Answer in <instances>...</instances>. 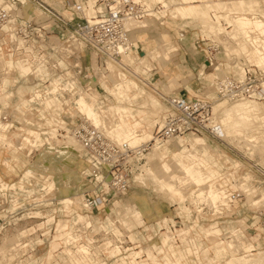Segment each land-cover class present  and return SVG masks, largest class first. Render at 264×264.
<instances>
[{
	"label": "rangeland",
	"instance_id": "374dc122",
	"mask_svg": "<svg viewBox=\"0 0 264 264\" xmlns=\"http://www.w3.org/2000/svg\"><path fill=\"white\" fill-rule=\"evenodd\" d=\"M64 1L48 0L62 14L67 15L69 14V9H67L68 6ZM77 1L83 4L85 14L80 13L79 18L74 16L73 23L82 22L87 19L86 17L94 14V9L100 10L104 6L103 1L94 2L90 6L88 0ZM241 1L238 3L231 2L228 6L230 9H239L248 4L249 6H257L256 8L264 13V0L249 1L248 3L244 0ZM12 2L16 8L17 21H31L32 31H35V27H43L55 22L50 16H46L40 4L35 3L33 0H13ZM210 8H215V5ZM161 14L164 15L160 19L162 22L149 20V27L147 28H138L141 24L143 25V22L130 19L125 21L134 22L130 28H135L131 35L133 42H136V45L139 46L138 50H142V52H146L151 56V52L157 47V42H159L158 46L160 44V47L156 50L158 51L156 56L151 59L152 65L148 72V69H145L146 65H148V60H141L140 64L142 65L137 67L129 66L126 70V75L134 79L138 85H141L143 93L157 103V113L163 117L165 116L167 106L161 94L162 92L164 94L169 93H165L159 87L162 91L161 94H158L155 84L160 86L158 81L163 76L162 72L167 69L169 64L176 62L178 66L177 72L180 73V76L185 74L191 76V84L182 93L188 98L198 96L211 99L214 119L221 118L219 109L224 110L227 107L239 108L241 107L240 103L243 101H248L252 105L258 106V111L256 110L257 112L254 113L264 117L263 100L243 99L230 101L217 98L214 91L215 78L231 72V64L225 60L229 59L232 61V57L235 55L247 54L244 52L245 50H241L240 43L248 46L249 52L254 54L257 62L259 60L262 62V59L258 57L259 55L257 56L256 52L251 48L245 32L229 21L230 28H225L226 25H224L221 28L222 35H218L214 31L210 32L213 34L212 40H215L216 44H220L217 61L222 63L220 66L223 72L222 74L220 72L215 74L213 70L215 64H217L215 61L212 62L214 65L210 68H206L201 62L204 59L201 49L204 48L205 43L200 41L202 36L200 33L201 25L197 17L185 19L176 16L173 18L171 8ZM207 14L206 16H209ZM242 19L247 21L246 18ZM258 19L255 18L254 20ZM204 23V26L210 29H220L221 27L218 24L219 22H211L210 19H206ZM58 33V30H56V32L48 34V37L50 38ZM250 33L252 38L264 39L257 33ZM141 35H144L142 36L144 40L140 38ZM170 44L174 45L176 50L168 53L167 47ZM133 50L134 55L139 59V53L135 49ZM90 54L84 52L80 54L78 59V67L81 68L80 73H78V68L69 67L74 72V77H76L79 86L76 87L70 96H68L69 92H66L65 95L68 97L59 101L56 100V102L54 98L47 102L53 96L46 93L49 92L47 90L52 88L51 85H48L49 81L60 73L56 69L49 70L51 71L50 76L54 78L43 81H38V76L33 74L23 79L17 71L13 72L11 76L17 78V81L14 85L10 84L13 97L9 102V107L6 109L7 112L5 111L7 115L0 116V130H4L6 126H12L9 132L7 131L6 133L5 131L6 134H4L5 136L3 135V140L4 138L8 139L7 141L14 145L11 150L9 147L0 146V156L14 163L16 172L8 173V176L3 178L4 181L15 183V185L5 195H0V247L5 249L0 252V263L53 264L56 260L60 264H79L67 257L68 255L65 251V238L68 235H73V237H77L76 239L74 238V246H72L73 243L71 241H67L68 247L77 249V246L81 244L89 246V256L84 264H122V260L124 264H134V261L136 264H166L164 256L172 252L177 255L184 254L185 260H182V262L186 261V264H225L232 256H237L235 259L237 264H247L251 261H255L257 264H264L263 254H246L243 249V246L251 239L254 244H260L255 248V251L264 250V172L256 170L252 166L254 163H258L259 166L264 168V124L256 122L251 131L239 132L241 136L257 146L254 149H252V144L249 143L250 145L247 144L246 146L244 144L245 141L242 140L238 141L241 143H237V140L233 142L229 139H224V142L209 135H201L205 136L207 141L205 144L210 147L214 154L212 156L213 161L211 160L212 162L210 161L211 163L207 167L214 168L216 172L211 181L205 183L201 188L208 191V185L212 184L216 188H220L217 189L222 191L223 194H221L223 196L216 203L218 208H214V205L210 204L207 196H205V199H201L202 201L197 200L194 197L197 192L195 194L192 192L196 188L193 185V187L185 189L180 196L161 190L157 183L158 181L154 180V175L160 180L168 177L167 175L163 177L158 175L160 170H163L164 174L167 172L163 164L167 159L160 152L165 144L161 147L149 148L141 158L131 154L127 161L124 162L125 164L122 168H120L127 177L126 190L121 192L115 188L112 189L107 171L102 170L100 175H94L92 169L101 167L97 166L87 150L83 149L74 138L67 134L65 128H60L58 125L64 121L67 127H71L84 121L83 117L77 114V111L79 110L86 115L88 106L82 108L80 100L88 104L91 103L87 99L89 97L84 98L87 94L93 97L97 94L96 98L99 97L95 103L97 104L98 101L99 104L97 105L102 104L106 107L102 96L110 95L103 88L105 86L103 81L100 82L95 78H99L101 75L103 79L105 78L104 67L106 58L93 54V57L97 59V63H94V59L91 60L89 58ZM123 59L125 60V58ZM130 59L128 57V60ZM37 60V58L36 60L32 59L31 61H35L32 64L36 63ZM189 62L194 64V70L189 68ZM112 65L113 67H108L111 72H107V74H110V77L117 78L121 73L116 64L113 63ZM48 66L50 67L51 65L48 64ZM262 68L264 69L263 62ZM3 77L0 74V80H3ZM89 80H91V87L94 91H87V94H85V90L90 87L88 85ZM20 85H24L28 89L37 86L38 88L35 91L37 92L38 90L41 100L38 101L36 99L39 98V95L35 91L34 95H36L34 98L41 104L43 109L50 111L51 116L49 114L46 115L45 120H39L35 118L37 116L32 115H37V109L34 108L26 112L28 117H21V113L17 112L13 107V105L20 102L17 95V88ZM83 90L85 93L82 92ZM29 95L30 92H26L25 96L28 97ZM26 104L24 101L21 106ZM67 105L71 108L61 111L59 114L57 109H64ZM0 107H2L1 102ZM103 119L104 122L101 123V127L106 134L109 136L114 135L117 139L124 137H119L118 128L120 124L117 120H112L110 117L104 118V115ZM215 121L217 120L215 119ZM162 122L161 117L160 124L156 123L154 127L150 128L151 133L161 126ZM55 124H57L56 127ZM113 127L115 133L113 132ZM55 128H57V132ZM144 135L148 136L146 138L149 139L143 142H148L152 138V134ZM193 135L196 136V134ZM193 135L185 134L181 136L188 137L186 141L189 150L198 152L199 157H196V160L199 161L201 160L202 152L197 144L194 143ZM138 137H140V134L134 133L128 137V141L131 145H137L141 142L136 141L137 143H133L132 141L138 140ZM125 140L127 139L125 138ZM175 141L176 138L172 137L167 143L177 148L178 145ZM64 154L70 158L66 159ZM183 155V162L189 163L192 155L188 151H184ZM12 156L17 159V163L14 162L15 159H12ZM176 156L179 160V155ZM214 161L220 162L219 166L214 165ZM168 163H171L172 167V174H170L171 177L169 179L182 174L179 167L175 165L174 160H168ZM2 168L1 163L0 170ZM173 174L175 176H172ZM219 174L221 176H218ZM231 182L235 184V190L241 191L243 195L230 204L225 198L230 191L226 188V184ZM12 194L19 197V204L15 210L11 209V203L9 202ZM206 195L208 194L206 193ZM142 198L145 199L144 203L147 209L135 215L132 210L143 205L141 202ZM89 199L95 201L94 205L92 207L84 206L83 203H86V200ZM180 200L181 207L179 209L178 203ZM183 200L187 208L182 204ZM249 202L254 203V206ZM220 205L225 206L221 207ZM216 223L222 229L221 235H219L220 231H215V229H218ZM199 225L206 227L205 231L207 230L209 239L205 237L203 232L199 231ZM231 226L236 227L238 230H235V233H231L229 229ZM181 229L189 230V232L182 234L180 232ZM167 233L172 238L169 241H163V237ZM237 235L241 236V242L239 244L234 243L230 247L228 242L235 240ZM54 236L58 238L54 239ZM53 240L57 242L56 248L53 249V257L52 259H46L51 250V242ZM193 240L195 246L199 245L201 248L212 246L214 248L213 252L212 250L210 251L212 255L209 250L205 251L206 262L202 257L201 259L197 258ZM16 242L22 243L21 253L20 251L14 253V250L10 249ZM216 249L220 250L219 252L221 253L214 257ZM77 251L78 249L75 250V252ZM8 254H10L9 257ZM10 258L11 261H9Z\"/></svg>",
	"mask_w": 264,
	"mask_h": 264
},
{
	"label": "crops",
	"instance_id": "0c3cea01",
	"mask_svg": "<svg viewBox=\"0 0 264 264\" xmlns=\"http://www.w3.org/2000/svg\"><path fill=\"white\" fill-rule=\"evenodd\" d=\"M244 1L248 3L249 1H255V0H244ZM88 2H89V6H90V4H94L95 0H88ZM146 2H148V3L159 2L163 6L161 11H159V14L161 16H164L163 14H161L163 11L166 12L168 8H171V13H172L173 18L176 16H180L181 18H185V19L197 17V19L199 20V23L201 25L200 26V33L202 35L201 37H204V38L207 37V38L212 40L211 37H213V34H211L210 32H213V31L216 32L218 35H222L223 33H222L221 28L225 24H227L229 26L228 21L230 23L232 22L235 25H237L238 29H240L241 31L246 29L252 33H257V34H259V36L264 38V21H263L264 20V13L260 9L256 8L257 6H249L248 4H245V6L243 8H239V9H236V8L230 9L229 8L228 5L231 2L238 3V2H242L241 0H232V1L231 0H146ZM214 5H215L216 9L210 8L211 6H214ZM9 8L13 14L17 13L14 4H12V5L9 4ZM102 9H103V7L100 8V10H102ZM204 10H206V11H204ZM207 10H208V14H207ZM206 14L209 16H206ZM251 16H252V18H251ZM242 18H246L247 21L242 19ZM254 18H259L258 19L259 21L253 20ZM261 18H262V20H261ZM206 19H210L211 22H219L218 24L221 26L220 29H217V28L210 29L207 26H204L205 25L204 21H206ZM149 20L154 21V19H147V20L138 21V22H143V25L141 24L140 26H138V28L149 27L148 26ZM24 23H26L25 20L22 21V24H24ZM230 26H231V24H230ZM232 26H233V24H232ZM52 28H53V26L49 27L50 30ZM225 28H227V27L225 26ZM134 29L132 28V30H134ZM142 36H144V35H141L140 38L144 40V38ZM129 37H130V40L133 42V40H132L133 38H132L131 34H129ZM15 40H16V42H15ZM9 41L13 42L17 48L16 49L9 48L8 47ZM27 42H28V40H24L23 38L17 39V37L13 38L11 36H6L5 34L2 35V37H0V54L4 60L3 66L0 67V74L4 76L3 80L2 79L0 80V102H1V106H2V107H0V116H6L7 115L6 109L9 107V105H10L9 102L13 97V92H12L10 86L14 85L15 82L17 81V78L11 77L13 75V72L17 71L23 79H26V78H28V76L30 74H33L35 76H38V78H39L38 81H43L45 79L54 78L53 76H50V74H51V71H49L50 69L54 70L57 68L60 70H71L68 67L67 63L64 61V59L58 56V54H59L58 47L61 44V41L59 40L58 35L54 34L53 36H51L48 43H43L39 46V50H35L33 48V45L35 44V42L33 40H29L28 45H27ZM158 43L159 42H157V47L153 49V51L151 52V56H150V55H148V53L142 52V50H138L139 46L136 45V42L135 43L133 42L132 49H131L130 54H129V57L131 58L129 61L132 64V67L133 66L137 67L139 65H142V64H140L141 60H148V62H147L148 65H146L147 67H145V69L146 68L148 69L147 70V72H148L150 70L151 65H152L151 59L156 56V53L158 52L156 50L160 47V44L158 46ZM48 45L53 46V50L51 52L48 51L46 48ZM239 46H241L240 47L241 50H243V51L245 50L244 52L247 53V54L246 53L245 54L248 55V57L251 60L255 61V63L257 62V58H255L254 54H251L249 52L247 45L240 43ZM22 47L24 48V52H21ZM167 48L169 50L168 53L176 50L174 45H171V44ZM133 49H135V51H137L139 53L138 54L139 59H137L136 56L134 55ZM15 51H17V52H15ZM62 54H64V53L62 52ZM93 54H95V53H93ZM93 54L91 55V60L96 59L93 57ZM36 58L38 60L36 61V63L32 64V62H35V61H31V60L32 59L36 60ZM186 59H187V57H186ZM41 60H42V62H41ZM77 62H79V61L76 60L75 63H77ZM201 62L204 64V66L206 68H210L212 65H214L213 63L206 62L204 59H202ZM96 63H97V59H96ZM48 64H50L51 66L49 67ZM186 64H187V62H186ZM188 64H189L190 69H192V70L195 69L194 68L195 66L192 62L191 63L189 62ZM71 65H73V64H71ZM141 67H144V66H141ZM177 68H178L177 63L173 62V63L169 64V66L167 67V69L165 71L162 72L163 76H162V74H160V76H162L160 81H158V82H160V84H159L160 86H158V84H155L157 91H159L161 93V91L163 90L165 93L185 96L184 93H182V92L184 90L186 91L187 86L191 84V80H190L191 76L189 74H185V75L180 76V73L177 72ZM213 70H214L215 74H218L219 72H220V74H222V72H223L220 64H215V68ZM136 71L138 72V70H136ZM105 72H104V76H105L104 79L102 78V75L99 78L95 77L98 79V81H100V82L103 81V84L105 86H103V85L102 86L105 89V91L110 95V96L105 95V97H103L101 95L102 98L104 99V104L106 106L105 110L103 112L104 117H110L112 120H117V122H119V124H120L119 128H118L119 132H121L124 135L125 134H132L133 135L134 133L135 134L139 133L140 137L137 138L138 140H133L132 141L133 143H135L136 141L143 142V141L149 139V138H146L148 136H145L144 134H146V135L152 134V136H153L154 132L151 133L150 128L154 127L156 123L160 124L161 117H162V121L164 122L165 116L163 117L161 114L157 113V108H156L157 103H155L153 100L148 98L147 95L144 94L143 91L141 90V85H138V83L134 79L130 78L129 76L121 73V74H119V76L117 78H114L112 76L110 77V74L108 75L107 72L106 73ZM109 82H110V84H109ZM159 87L162 90L159 89ZM37 88H38L37 86L30 87L29 89L26 88L24 85L18 86V88H17L18 100L20 102H22L21 105H23L24 101L27 103L25 106H21L20 102L13 105L14 109H16L17 112L21 113L20 114L21 117H28L26 115V112H29V111L33 110L34 108L37 109L36 110L37 115H34V114H32V115L37 116L35 118H38L39 120H45L46 115L50 114V116H51L50 111L43 109L41 104L39 102H37V100L34 98V96H35L34 91ZM85 91H86V93H85ZM85 91L83 90L82 92L87 94V91L92 92V91H94V89L90 86ZM26 92H30V95L28 97L25 96ZM162 94H164V93L162 92ZM86 97H89V98H87L89 101H91V102L93 101L92 95L87 94V96H85L84 98H86ZM36 104H38V105H36ZM70 108L71 107H68L67 109H70ZM45 111H47V112H45ZM15 115H16V113H15ZM18 118H20V117H18ZM163 122H162V125H163ZM161 126H159V127H161ZM10 127H12V126H6V128L4 130H0V139H1L0 140V146L1 147H4V146L9 147V149L11 150V148L14 144L11 145L10 142L7 141L8 139L4 138V140H3V135L6 134L7 131L9 132ZM5 131H6V133H5ZM150 137H151V135H150ZM175 138H176L175 143H177V145H178L177 148L173 147V145L168 144L167 143L169 141L168 140L165 143L164 147L160 150V152L162 153V156L164 155L165 159H167L166 162L163 163L165 165L164 167H166L165 169L167 172H166V174H164L163 170H160L158 175L161 177H163L165 175H167L168 177H171L170 174H172V167H171V163L170 164L168 163V160H174L175 158L173 157V155L177 154V155H179V160L183 165H190L192 163H199L205 169V171L210 175L209 181H211L213 176H215L216 172H215L214 168L207 167V165L213 161L212 156L214 154L212 153L210 147L205 145V143H207L205 136H201V135L196 134V136L193 135V137H192L194 143L197 144L198 148L202 152L201 160H199V161L196 160V157L197 158L199 157L198 152L194 151V150H192V151L189 150L188 143L186 141L188 138L187 136L179 135L177 137L175 136ZM11 143H13V142H11ZM184 151H188V153L190 155H192V159L189 163L183 162V157H184L183 152ZM64 157L66 159L70 158L66 154H64ZM12 159H15L14 162L17 163L16 162L17 159L14 156H12ZM174 161H175V165L178 166L179 170L182 172L181 175H177V176H184V172L182 170L181 164L176 159ZM1 163H2L3 168L0 170V195H5L8 190H12V186L15 185V183H8V182L4 181L3 178H5V176H8V173L9 174L15 173L16 172V165H14V163L10 162L7 158L0 156V165H1ZM213 163H214V165L219 166L220 162L214 161ZM172 176H175V174H173ZM218 176H221V174H219ZM226 188L230 191H232V189L233 190L236 189L235 184H232V182L227 183ZM9 199H10L9 202L11 203V209L15 210L19 204L18 195L15 196L12 194V195H10ZM144 200H145L144 198L141 199V202L143 203V205L141 207H138V208L132 210L135 215H137V213H141L142 211H145V209H147L145 207ZM184 200L182 201V204L185 206ZM249 203L252 206H254V203H252V202H249ZM180 207H181V200L178 203V208L180 209ZM185 208H187V207L185 206ZM214 208H218V206H216V207L214 206ZM225 209H227V208H225ZM89 225H90V222H89ZM213 226L215 227V225H213ZM213 226H211V227H213ZM216 227H218V229H215V231L216 232L220 231L219 235H221L222 229L219 228L217 223H216ZM205 229H206L205 226L199 225V231L203 232L205 237L207 239H209L208 238L209 234L206 232L207 230L205 231ZM229 229L231 230V233H235V230L236 231L238 230V229H236V227H233V226H231ZM180 232L182 234H186L187 232H189V230L181 229ZM56 238H58V237L54 236V239H56ZM171 238H172L171 235L167 233L164 235L163 241H169ZM240 240H242L241 236L237 235L235 237V240L229 241L228 244L231 247L232 244H234V243L239 244L241 242ZM209 243H210V241H209ZM193 245L195 246L194 240H193ZM259 245H260L259 243L254 244V242L250 239V240H248V243H246V245L243 246V249L246 252V254H251V255L263 254L264 255V250L255 251V248L258 247ZM56 246H57V242L53 240L51 242V250L49 251L46 259H52L53 249H55ZM77 249L73 248V253ZM213 249L214 248L212 246H205V247L201 248L199 245H196L194 247L197 258L201 259V257H202V259L205 260V262L207 260L204 257L205 251L209 250V252H210L212 250V252H213ZM65 251H66V249H65ZM78 251L74 253L76 258L71 257L67 253V251H66V254L68 255L67 257H70L71 259H73L77 263L82 264L83 262L82 261L79 262L77 259L82 260V258H87L89 256V254L86 255L85 253H83L81 251L78 252ZM219 251L220 250H217V249L215 250V252H214L215 256L214 257H216L219 253H221ZM170 254H165V256H164L165 261L167 262L166 264H186V261L182 262V260H185L184 254L177 255L175 252H172ZM210 254H211V252H210ZM239 257H242V256H239ZM236 258H237V256H232L229 260L226 261L225 264H237V260H235ZM53 264H60V263L55 260L53 262ZM122 264H124L123 260H122ZM134 264H136L135 261H134ZM247 264H257V263L255 261H251Z\"/></svg>",
	"mask_w": 264,
	"mask_h": 264
},
{
	"label": "built area",
	"instance_id": "2783aa9c",
	"mask_svg": "<svg viewBox=\"0 0 264 264\" xmlns=\"http://www.w3.org/2000/svg\"><path fill=\"white\" fill-rule=\"evenodd\" d=\"M12 1L0 0V31H2L1 26L3 24H11L10 8L8 9L5 3L12 5ZM33 1L40 4L45 15L50 16L55 22L43 27H35V31H32L31 21H26V23L22 24V20L17 21L16 19L12 26L17 39L28 40L27 45L29 40H33L35 42L33 48L39 50L41 44L49 42L48 34L58 30L59 33L57 35L61 41L58 47V56L64 59L68 67L78 68V73L81 72V68L74 63L83 52L86 54L91 53L90 59L92 52H94L96 55L105 58L112 57L120 60L122 54L132 47L129 34L133 30L129 27L126 28L124 25L127 19L135 21L154 19V21H160L163 18V16L159 15V11L163 8L159 2L148 3L146 0H96V2H104L103 10H95L91 20L85 19L82 22L73 23L74 16L79 18V14H82V7L77 0L64 1L68 6L67 9H69V14L67 15L62 14L48 0ZM225 25L229 27L227 24ZM50 26H53L51 30L49 29ZM5 35L8 36L6 32ZM200 41L205 43L204 48L201 49L204 60L208 63L215 61L217 64H222L217 61L220 44H216L215 40L204 37H201ZM8 47L17 48L10 41L8 42ZM46 48L50 52L53 50L51 45ZM21 50V52H24L23 47ZM227 61L231 64L232 69L229 74H223L215 78L214 91L216 97L230 101L240 99L264 101V69L244 54L235 55L232 57V61L229 59ZM161 95L169 108V112L166 115L164 124L161 127H157L153 133L156 140L166 141L176 135L199 134L209 135L222 141L220 127L211 123V99L198 96L188 98L174 94ZM81 124L72 125L69 129L94 159L97 166L102 168H93V174L97 176L101 174L102 170L107 171L112 189L115 188L121 192L125 191L127 188V177L120 168H122L125 164L124 162L127 161L131 154L134 156L135 154L139 155L140 152L147 151L150 146L130 148L125 143L123 146H119L95 126L88 123ZM151 142L153 143L154 140ZM252 166H254V169L264 172V168L259 166L258 163H254ZM231 193L234 201L243 195L238 190H233ZM94 202L91 199L86 200L88 207H92Z\"/></svg>",
	"mask_w": 264,
	"mask_h": 264
},
{
	"label": "bare ground",
	"instance_id": "6f19581e",
	"mask_svg": "<svg viewBox=\"0 0 264 264\" xmlns=\"http://www.w3.org/2000/svg\"><path fill=\"white\" fill-rule=\"evenodd\" d=\"M95 3H96V0H95ZM79 4L82 7V13L85 14V9H84L83 4H81V3H79ZM5 5L9 9V4L8 3H5ZM95 10H98V9L96 8V9H94V11ZM94 11H93V13H94ZM10 13H11V18H10L11 24L7 23V24H3L1 26L2 31H0V35H1L0 37H2V35L5 34V32L7 33L8 36H11L13 38L16 37V35L14 33L13 26H12V24L15 23L16 14L15 15L12 14L11 10H10ZM91 17H92V15L89 16V17H86V18H87V20H91ZM251 18H252V16H251ZM261 20H262V18H261ZM255 21H257V20H255ZM133 23L134 22H125L124 25H125V27H129L130 28ZM10 29H11V31H10ZM242 31L245 32L246 37H248V39H249L251 48L254 50V52H256L257 56L259 55L258 57H260L262 59V62L264 64V40L261 39V38H256V37L255 38H252L251 33L248 30H246V29L245 30H242ZM15 42H16V40H15ZM130 42H132V41L130 40ZM132 45H133V42H132ZM131 49H132V47L129 48V50L127 52H124V54H122V57L120 58V60L119 59L112 58V57H107L105 59V64L107 65V66L105 65V67H104L105 71L108 72V73L111 72V71H109L110 69L108 67H110V66L113 67L112 64L114 63V64H116L118 66V70L120 71V73L126 75L127 74V71L126 70L128 69L129 66H132V64L128 60V57H129V54H130ZM123 58H125V60ZM3 62H4V60H3V58H2V56L0 54V67L3 66ZM41 62H42V60H41ZM111 62H113V63L111 64ZM262 62H260V60H259V62H256V64H258V65H260L262 67ZM94 63H96L95 62V59H94ZM74 64H78V62L77 63H74ZM114 67H116V66H114ZM57 71H59L60 73H58V75L56 76V78L52 79V81H49V84H48V85H51V87H52L51 90H47L46 89L47 91H49V92H46L47 95H52L53 96L49 100H47V102L50 101V100H52L53 98L55 99V102H56V100L57 101L62 100L64 98L70 96V94L75 91L76 87L79 86L78 81H77L76 77H74V72L72 70H60V69H57ZM91 80H89V83H88L89 86L92 85ZM66 92H69V95L68 96L65 95ZM36 93L39 95V98H36V99L38 101H40L41 100V95L38 93V90H37ZM158 94H161V93L158 91ZM96 95L94 97L92 96L93 97V101L91 103H89V104L86 103V102H84V101H82V100H80L81 102L79 101L82 108H85L86 106H88L86 115L82 114L79 110L77 111V114L81 115L83 117V119H84V121L82 122L81 125H84L85 123H88L90 125H93L96 128H98L99 131L102 132L107 138L111 139L114 143L118 144L119 146H123V144L125 143L130 148H141L142 146H144V147L150 146V148L161 147L169 139L172 138L171 137V138H169L166 141L165 140L164 141H158V140L155 139L154 134H153L152 138L148 142H141V143H139L137 145H131L130 142L128 141V137H130V135L132 136V134H125V135L123 134L122 135V133L120 132V136L119 137H123V136L124 137L123 138H119V139L115 138L114 135L113 136H109L108 134L105 133L104 129L101 127V123L104 122L103 112L105 110V107L102 104L97 105V104H99L98 101H97V104L95 103V101L99 97L98 96L96 98ZM223 99H225V98H223ZM240 100H243V99H240ZM234 101H238V100H234ZM240 105H241V107H239V108L227 107V108H224V110L223 109H219L218 111H220L219 113H221V118H219L220 120L217 119V118H215L217 120V121H215V119L213 118V114H212L211 123L217 124L220 127V129L222 131V138H221L222 141L225 142L224 139H227V140L229 139L230 141H233L234 142L235 140H237V143H241V142H238V141L239 140L240 141L242 140V141H245V143L244 142H242V143L246 144V146H247V144L248 145L252 144L253 145V146L251 145L252 146V149H254V147L256 148L257 146L254 145L253 142L251 143V141H249L245 137L241 136L239 134V132H244V131L245 132H249V131H251L252 130V127L256 124V122H258V123L259 122H262L264 124V117H261L257 113H254V112H257L258 111L257 110L258 106L252 105L248 101H243L242 103H240ZM68 107L69 106L67 105V106L64 107V109H61V110L57 109V111L60 114L61 111L63 112ZM168 112H169V108L167 106V112L165 114L164 120H165L166 115H167ZM108 120H109V118H108ZM163 124H164V122H163ZM58 125H59L60 128H65L66 131H67V134H69L72 138H74L76 140V142H78L79 145L84 149L83 145L73 135V132H70L69 127L66 126V124H65L64 121H63L62 124H58ZM56 126H57V124H55V127ZM103 126H104V124H103ZM55 129H56V132H57V128H55ZM109 132L112 133L111 131H109ZM113 132L115 133L114 127H113ZM62 136H65V135H62ZM176 136H179V135H176ZM125 138L127 140H125ZM153 140H154V142L152 143L151 141H153ZM143 155H144V152L143 153L140 152L139 155H136L135 154V157L139 158V157H142ZM176 155L177 154H175L173 157L181 164L182 170L184 172V176H175V177H173L171 179H169V177H167L164 180H160L159 178H157V176H155L153 174L154 175V180L156 179L155 181H158L157 183L160 186L161 190H165L167 192L172 193L173 195L180 196L185 189H187L188 187L191 188V186L193 185L196 188L193 189L192 192H194V194L197 192L196 195L194 196V197H196L197 200L202 201L203 199L206 198L205 196H207L208 200L210 201V204H212L214 206H217L216 203L220 200V197L223 196L222 195L223 194L222 191H220V190L217 189L219 187L216 188L212 184L210 186L208 185V187H207V188H209L208 191H205L206 189H202L201 188L202 185H204L205 183L209 182L210 175L205 171L204 168H202L201 165H199V163H192L191 162L192 164H190V165H183L180 162V160H178V158H177ZM206 193L208 195H206ZM231 195H232V193H231V191H229V194L226 195V198H225V199L228 200V202L230 204L234 202V200H232V196ZM83 205L84 206H87L86 203H83ZM220 206L222 207V206H225V205H220ZM75 236H76V234H75ZM74 238L75 237H73V235H68L65 238V243H66L65 244L66 245L65 248H66V251L69 253V255L71 257L76 258V256L73 253V247H68L67 246V241L68 242L71 241L73 243L74 240L77 237L75 239ZM21 246H22V243H17L16 242V244L13 245V246H11L10 249H13L14 250V253L15 252H19L21 250ZM72 246H74V243H73ZM77 247H78V250L79 251H81V252L85 253L86 255H88V248H89V246L87 247V245L81 244V245H78ZM3 249L4 248L0 247V252ZM20 253H21V251H20ZM10 254H8V257H9ZM17 255H19V254H17ZM15 257H16V255H15ZM86 259L87 258H82V260H79V259H77V260L79 262L82 261L83 262L82 264H84V262H85ZM9 261H11V258L9 259ZM129 263H130V261H129ZM8 264H10V263H8Z\"/></svg>",
	"mask_w": 264,
	"mask_h": 264
}]
</instances>
